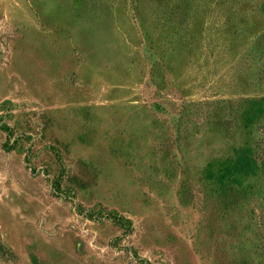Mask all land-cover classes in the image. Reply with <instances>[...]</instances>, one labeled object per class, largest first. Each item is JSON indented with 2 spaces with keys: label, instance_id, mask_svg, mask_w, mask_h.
Masks as SVG:
<instances>
[{
  "label": "rangeland",
  "instance_id": "obj_1",
  "mask_svg": "<svg viewBox=\"0 0 264 264\" xmlns=\"http://www.w3.org/2000/svg\"><path fill=\"white\" fill-rule=\"evenodd\" d=\"M263 127L264 0H0V264H264Z\"/></svg>",
  "mask_w": 264,
  "mask_h": 264
},
{
  "label": "trees",
  "instance_id": "obj_2",
  "mask_svg": "<svg viewBox=\"0 0 264 264\" xmlns=\"http://www.w3.org/2000/svg\"><path fill=\"white\" fill-rule=\"evenodd\" d=\"M264 131V127L262 128ZM258 148H259V152L256 153L255 157H257L261 162L264 161V141L262 140V142L257 144ZM247 194H245V192L243 193H239L236 194L235 200H234V206L235 207H239L240 209H246L252 202V200L249 198H247ZM115 220V222H119V220L121 218H113Z\"/></svg>",
  "mask_w": 264,
  "mask_h": 264
}]
</instances>
